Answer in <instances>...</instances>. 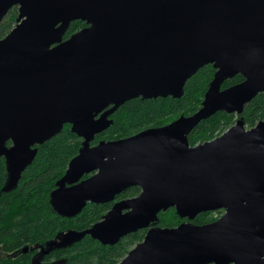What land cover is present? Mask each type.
<instances>
[{
  "label": "water",
  "instance_id": "95a60500",
  "mask_svg": "<svg viewBox=\"0 0 264 264\" xmlns=\"http://www.w3.org/2000/svg\"><path fill=\"white\" fill-rule=\"evenodd\" d=\"M13 7L17 24L0 40L5 188L17 183L37 146L69 125L82 142L51 193L57 213L73 217L88 202L141 190L59 245L88 235L111 246L146 229L117 264H264V121L246 129L237 120L211 141L188 142L202 121L217 112L240 115L264 93V0H0V23ZM77 20L87 27L62 41ZM207 65L215 72L195 113L91 145L120 106L180 99ZM236 75L243 81L222 89ZM170 208L185 221L151 226ZM218 210L216 221L192 223Z\"/></svg>",
  "mask_w": 264,
  "mask_h": 264
},
{
  "label": "trees",
  "instance_id": "16d2710c",
  "mask_svg": "<svg viewBox=\"0 0 264 264\" xmlns=\"http://www.w3.org/2000/svg\"><path fill=\"white\" fill-rule=\"evenodd\" d=\"M17 15L18 9L13 7L4 17L0 23V40L16 26ZM82 26V22L72 23L65 38L81 30ZM214 72L211 65L198 70L186 82L180 99L137 98L126 102L109 117L111 126L95 136L91 145L99 141L124 139L148 128L164 126L179 116L192 115L201 107ZM242 81L241 75H236L224 82L222 89ZM237 120L243 121L246 129L264 121V93L246 104L240 115L217 112L202 121L189 134L188 142L190 146H195L211 141L231 128ZM81 142L82 139L71 133L70 126L64 125L57 136L37 146L32 163L11 189L5 188L9 171L4 158L0 157V264H31V253L23 254L24 248L52 242L61 233L89 230L111 209L112 203H87L79 214L65 218L58 215L51 204V193L57 188L56 184L64 175L69 161L77 155ZM139 193L140 189L133 187L117 196L116 200L133 198ZM221 213L219 210L201 213L195 217L193 224L211 223ZM184 221L177 216L174 208H170L160 212L151 226L174 228ZM146 231L143 229L129 234L114 246H103L86 235L47 250L43 260L63 259L62 264H117L143 240Z\"/></svg>",
  "mask_w": 264,
  "mask_h": 264
},
{
  "label": "flooded vegetation",
  "instance_id": "af4514ba",
  "mask_svg": "<svg viewBox=\"0 0 264 264\" xmlns=\"http://www.w3.org/2000/svg\"><path fill=\"white\" fill-rule=\"evenodd\" d=\"M75 22H82L83 24H84V26H82L81 27V29L82 28H85V27H87V24L85 23V22H83V21H80V20H77V21H73V22H71L70 24H69V27H70V25L72 24V23H75ZM69 27H68V29H67V31L65 32V34L63 35V37H62V41H65V40H67L69 37H67V38H65V36H66V34L68 33V31H69ZM80 31V30H79ZM170 123V122H169ZM190 145V144H189ZM94 173H90V174H88V175H85L81 180H83V179H86V178H88L89 176H91V175H93ZM134 187H136V186H134ZM130 188H133V187H130ZM130 188H128V189H130ZM139 188V187H138ZM128 189H126V190H128ZM140 189V188H139ZM125 190V191H126ZM125 191H123V192H125ZM141 191V190H140ZM123 192H121L120 194H122ZM120 194H118L117 196H119ZM140 194V193H139ZM138 194V195H139ZM137 195V196H138ZM116 196V197H117ZM136 196V197H137ZM116 197H115V200L113 201V202H108V203H112V206H113V204L114 203H116V202H118V201H121V200H127V199H132V198H126V199H120V200H116ZM133 198H135V197H133ZM88 203H90V202H88ZM92 204H95V203H92ZM102 204H106V203H102ZM112 208V207H111ZM221 215L223 214V212L224 211H222L221 210ZM58 215H60L59 213H57ZM79 214V213H78ZM107 214V213H106ZM60 216H62V215H60ZM76 216V215H75ZM62 217H64V216H62ZM74 217V216H73ZM65 218H72V217H65ZM101 220H102V218H101ZM101 220H99L98 222H100ZM97 222V223H98ZM193 223V222H192ZM96 224V223H95ZM94 225V224H93ZM92 225V226H93ZM61 234H64V235H66L65 233H61ZM58 235H60V234H58ZM57 235V236H58ZM57 236L54 238V240L57 238ZM86 236V235H85ZM88 236V235H87ZM90 237V236H89ZM126 237V236H125ZM91 238V237H90ZM124 238V237H123ZM123 238H121V239H123ZM92 239V238H91ZM120 239V240H121ZM54 240H52V242H48V243H46V244H44V245H48V244H51V245H54V247H50V248H48L47 250H49V249H51V248H55V247H60V245H59V243L58 244H55L54 243ZM119 240V241H120ZM94 241H96V240H94ZM118 241V242H119ZM98 242V241H97ZM117 242V243H118ZM99 243V242H98ZM116 243V244H117ZM101 244V243H100ZM116 244H114V245H116ZM44 245H33L32 247H26V248H24V249H26V251H24V249L22 250V253L23 254H28V253H31V258H30V262H31V264H34V262H33V259H34V257H38V258H40V262H41V264H48V263H51V262H55V261H62V263H63V259L62 260H50V261H44L43 260V257L46 255L45 254V252L47 251V250H43V249H41V246H44ZM102 245V244H101ZM114 245H111V246H114ZM103 246H110V245H103ZM45 254V255H44ZM122 260V259H121ZM120 260V261H121Z\"/></svg>",
  "mask_w": 264,
  "mask_h": 264
},
{
  "label": "rangeland",
  "instance_id": "374dc122",
  "mask_svg": "<svg viewBox=\"0 0 264 264\" xmlns=\"http://www.w3.org/2000/svg\"><path fill=\"white\" fill-rule=\"evenodd\" d=\"M64 238H65V235H64V234H60V235H58L57 238L54 240V243H55V244H58V243H60L62 240H64ZM50 247H54V245H51V244L44 245V246H41V249H43V250H47V249L50 248ZM33 262H34V264H41V262H40V258H38V257H34ZM48 264H62V261H55V262H51V263H48Z\"/></svg>",
  "mask_w": 264,
  "mask_h": 264
}]
</instances>
